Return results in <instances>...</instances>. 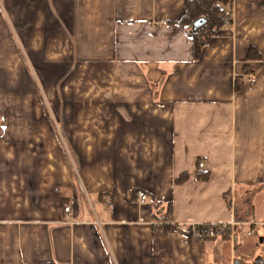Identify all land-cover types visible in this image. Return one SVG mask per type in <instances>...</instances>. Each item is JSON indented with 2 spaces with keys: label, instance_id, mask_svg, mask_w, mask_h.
<instances>
[{
  "label": "crops",
  "instance_id": "0c3cea01",
  "mask_svg": "<svg viewBox=\"0 0 264 264\" xmlns=\"http://www.w3.org/2000/svg\"><path fill=\"white\" fill-rule=\"evenodd\" d=\"M186 1L0 0V264L264 260V0L199 59Z\"/></svg>",
  "mask_w": 264,
  "mask_h": 264
},
{
  "label": "trees",
  "instance_id": "16d2710c",
  "mask_svg": "<svg viewBox=\"0 0 264 264\" xmlns=\"http://www.w3.org/2000/svg\"><path fill=\"white\" fill-rule=\"evenodd\" d=\"M233 6V0H187L185 2V10L182 17L179 20L169 21L170 24H184L189 25L193 36V52L194 58L199 59L203 48L207 41L219 31L223 26L231 20V11ZM200 19L204 20V23L199 28H194V23ZM254 52V53H253ZM249 57L252 59H259L260 53L257 48L252 47L249 52ZM249 71V70H247ZM249 73V72H246ZM236 90L240 91L243 88V82L241 76L236 78ZM201 173V172H199ZM202 174V173H201ZM203 177H207L208 174ZM187 178V174H183L177 178L176 182L181 183ZM167 218V217H166ZM204 228L213 229L214 227L206 224ZM171 226H165L169 229ZM191 230V227H188ZM215 229V228H214ZM219 231V229H217ZM223 237L229 238V231L224 232ZM209 240V239H208ZM251 264H264V260L257 259Z\"/></svg>",
  "mask_w": 264,
  "mask_h": 264
},
{
  "label": "built area",
  "instance_id": "2783aa9c",
  "mask_svg": "<svg viewBox=\"0 0 264 264\" xmlns=\"http://www.w3.org/2000/svg\"><path fill=\"white\" fill-rule=\"evenodd\" d=\"M244 78H245L244 82H255L256 81V75L254 72L246 73L244 75ZM5 119H6L5 116L0 114V122H4ZM197 168H198V171L204 175L209 174L211 172V169L209 168L207 162L202 159L197 162ZM135 197H136V200L141 204L147 203L148 198H149L148 194L142 189H139L136 191ZM69 211H70V207L69 206L65 207V212L68 213ZM141 221H145V219L141 218ZM155 223H157V221H155ZM237 223L238 222L232 220V221H221V222H215V223L209 224V226L214 227L215 229L214 228L213 229L204 228L205 226H207L204 223H192L191 224V227L193 228L192 234L197 240L205 241L211 238L223 237V235L225 234L224 232L229 231V236L234 238V227ZM217 229H219V231H217Z\"/></svg>",
  "mask_w": 264,
  "mask_h": 264
},
{
  "label": "rangeland",
  "instance_id": "374dc122",
  "mask_svg": "<svg viewBox=\"0 0 264 264\" xmlns=\"http://www.w3.org/2000/svg\"><path fill=\"white\" fill-rule=\"evenodd\" d=\"M264 227V226H263ZM263 227H261V229H260V231H262V232H264V228ZM253 232H252V236H250L249 238H256L257 236V238H259L258 240H256V246H253L252 248H253V250H257V251H259V253H263L264 254V242L263 241H261V236H263L262 234H259V232L258 231H254V230H252ZM251 233V232H250ZM246 234V233H245ZM259 234V235H258ZM240 237H241V243H240V246H244L245 245V242H243L242 241V239H243V235H240ZM229 239H231L230 237H229ZM255 240V239H254ZM259 240H260V242H259ZM248 245L251 247V243H248Z\"/></svg>",
  "mask_w": 264,
  "mask_h": 264
},
{
  "label": "water",
  "instance_id": "95a60500",
  "mask_svg": "<svg viewBox=\"0 0 264 264\" xmlns=\"http://www.w3.org/2000/svg\"><path fill=\"white\" fill-rule=\"evenodd\" d=\"M203 23H204V20H203V19H200V20L196 21V22L194 23V28H195V29L199 28L200 26L203 25Z\"/></svg>",
  "mask_w": 264,
  "mask_h": 264
}]
</instances>
